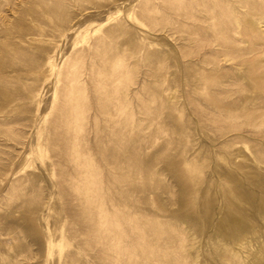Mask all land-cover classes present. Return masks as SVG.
Instances as JSON below:
<instances>
[{"label": "rangeland", "instance_id": "obj_1", "mask_svg": "<svg viewBox=\"0 0 264 264\" xmlns=\"http://www.w3.org/2000/svg\"><path fill=\"white\" fill-rule=\"evenodd\" d=\"M0 264H264V0H0Z\"/></svg>", "mask_w": 264, "mask_h": 264}, {"label": "bare ground", "instance_id": "obj_2", "mask_svg": "<svg viewBox=\"0 0 264 264\" xmlns=\"http://www.w3.org/2000/svg\"><path fill=\"white\" fill-rule=\"evenodd\" d=\"M185 9H186V8H185ZM190 15L192 16L193 14H188V13L186 14V16H188V17H189ZM176 17H178V14L176 15ZM182 19H183V17H182ZM195 19H196V18H195ZM180 20H181V19H180ZM178 21H179V20H178ZM189 25H190V24H189ZM187 26H188V25H187ZM190 27H191V26H190ZM186 29H187V28H186ZM181 30H182V29H181ZM179 31H180V30H179ZM193 32H194V31H193ZM189 34H190V29H189ZM189 34H188V35H189ZM194 34H195V33H194ZM194 34H192V35H194ZM189 36H190V35H189ZM187 37H188V36H187ZM189 41H190V40H189ZM58 57H59V56H58ZM61 70H62V69H61ZM60 73H61V72H60ZM64 73H65V72H64ZM66 80H67V79H66ZM63 81H64V80H63ZM65 84H66V83H65ZM70 89H71V88H70ZM71 92H72V91H71ZM75 92H76V91H75ZM86 168H87V167H86ZM93 211H94V210H93ZM101 229H102V228H101ZM101 229H100V230L98 229V230L101 232ZM101 233H102V232H101ZM101 241H102V240H101ZM105 242H106V241H105ZM106 245H107V244H106ZM108 247H109V244H108Z\"/></svg>", "mask_w": 264, "mask_h": 264}]
</instances>
